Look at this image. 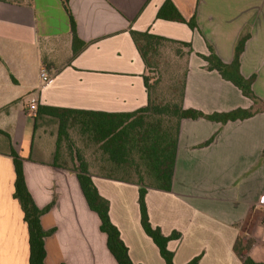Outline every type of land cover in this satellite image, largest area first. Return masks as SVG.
<instances>
[{
	"label": "crops",
	"instance_id": "obj_1",
	"mask_svg": "<svg viewBox=\"0 0 264 264\" xmlns=\"http://www.w3.org/2000/svg\"><path fill=\"white\" fill-rule=\"evenodd\" d=\"M165 1L185 21L193 18L195 26L159 18ZM67 4L76 35L86 42L74 56L60 0L0 1V130L22 159L25 186L34 204L49 205L39 217L43 229L53 228L44 238L43 263L116 264L98 229V218L81 193L75 159L66 151L72 136V149L87 164L98 194L108 201L109 220L131 262L164 264L140 226L137 185L107 177L118 173L102 166L109 163L106 155H92L90 134H82L77 122L92 113H128L146 105L145 69L130 30L190 45L191 52L184 57L183 108L203 114L236 108L253 112L224 123L204 117L179 120L170 189L146 187L150 225L162 235L179 234L166 242L173 264H185L197 255V264H242L233 249L236 240L249 242L245 254L264 263V210L258 204L264 196V0H67ZM244 34L238 70L243 78L252 77L254 104L215 70H206L200 57L209 53V46L221 62L229 63ZM41 71L48 77L45 82ZM38 105L65 109L58 114L67 136L61 134L57 150V118L43 114L34 121ZM13 181L11 159L0 150V264H28L27 230L12 197Z\"/></svg>",
	"mask_w": 264,
	"mask_h": 264
},
{
	"label": "trees",
	"instance_id": "obj_2",
	"mask_svg": "<svg viewBox=\"0 0 264 264\" xmlns=\"http://www.w3.org/2000/svg\"><path fill=\"white\" fill-rule=\"evenodd\" d=\"M0 1L19 3L28 2L30 0ZM60 2L68 16L71 34L70 48L71 54L74 56L86 46V42L80 40L76 35L74 21L68 8L67 0H60ZM157 16L168 20L185 22L189 28L195 26L193 18L185 21L175 12L174 9H172V6L168 1H165L158 9ZM129 35L145 70L151 65L149 57L152 56L158 46L163 42L178 44L180 46V49L176 50L178 55H184L185 57L186 54L191 52L188 43L153 35L147 31L138 32L130 30ZM246 36V34L241 35L236 41L233 49V57L229 63L221 62L209 46V53L207 55H200V57L206 62V70H215L222 79L229 81L237 87L241 94L250 99L254 104L257 102V99L250 89L252 77L243 78L238 70V57L243 49ZM185 71L186 66L182 73L180 90L177 97L178 101L175 103L166 102L160 105L152 104L150 100V87L144 72L142 80L147 94L145 106L128 113H92L93 115L89 118L77 121L78 126L83 128L81 133L85 134V132H88L90 134L86 135L90 138L92 148H94V150L91 151L92 155H95L96 152L106 155L109 162L107 164L114 169H127L128 167L136 166L141 167V170L135 171L137 178L135 180L118 177L115 174L107 175V177L134 182L137 185V203L140 226L143 232L157 247L158 253L163 259L164 264H173V253L166 248V242L178 238L179 234L172 231L168 235H162L157 227H152L150 225L146 212L144 195L146 187H152L164 191L170 189L179 120L182 118L204 117L209 120L224 123L228 120L249 117L253 113L249 109L236 108L226 112L203 114L193 109L183 108L181 100ZM58 111L65 112V109L38 105L36 106L34 115V121L37 120V117L43 114L57 118L56 150L58 148L60 137L62 135L63 137L67 136L64 132L65 123L61 119V114H58ZM146 114H150V116H147ZM164 117H167V119H165L167 122H171L170 126L164 125ZM34 127H36L35 123ZM0 134H2L7 140L6 154L11 159L14 171L12 197L18 202L22 212V219L26 225L28 244L27 263L44 264V238L52 233L53 228L43 229L40 225L39 217L48 209L49 205H46L43 208H38L34 204L32 197L25 186L22 172V159L12 148L7 133L0 130ZM210 140L206 141L205 144ZM65 147L66 151L69 153L70 159H75L76 166L74 167V170L76 171L78 185L88 208L92 210L98 218V229L105 235V246L107 250L116 264H133L128 257L126 246L119 237L117 228L109 220L108 201L98 194L88 174L87 164L76 150L73 151L72 149L73 153H71L70 144H65ZM261 157L264 160V146L261 151ZM102 166L105 168V163ZM146 179L149 183H146ZM248 246L249 242L243 244L241 240H236L233 245V249L240 258L242 264H264L252 260L245 254L244 251ZM199 258L200 256L197 255L185 264H197Z\"/></svg>",
	"mask_w": 264,
	"mask_h": 264
},
{
	"label": "rangeland",
	"instance_id": "obj_3",
	"mask_svg": "<svg viewBox=\"0 0 264 264\" xmlns=\"http://www.w3.org/2000/svg\"><path fill=\"white\" fill-rule=\"evenodd\" d=\"M21 1V0H12ZM23 1V0H22ZM180 49V46L175 43L163 42L155 52L150 56L151 65L145 70V75L149 85L150 100L152 104L160 105L163 103H175L178 101V93L180 90V82L182 78V73L184 71V55H178L176 50ZM24 100L26 96L22 97ZM150 116V114H146ZM164 117L163 123L165 126H170L171 122H167ZM38 133V132H37ZM38 135V134H36ZM71 136L66 144H70V151L72 153L73 142ZM0 150L6 152L7 141L6 138L0 134ZM108 166V167H107ZM105 168L108 171H112L118 177H125L132 180L136 178L137 170H141V167H128L127 169L112 168L107 165ZM111 170H110V169ZM115 170V171H113ZM127 170V171H126ZM146 183L149 181L146 179ZM259 251L256 250V253ZM258 256V255H255Z\"/></svg>",
	"mask_w": 264,
	"mask_h": 264
},
{
	"label": "built area",
	"instance_id": "obj_4",
	"mask_svg": "<svg viewBox=\"0 0 264 264\" xmlns=\"http://www.w3.org/2000/svg\"><path fill=\"white\" fill-rule=\"evenodd\" d=\"M40 78L45 82L47 81L48 77L46 75V73L44 71L40 72ZM28 107L30 109H34V105L33 104H29ZM258 204L261 206V208L264 210V196L261 197V199L259 200Z\"/></svg>",
	"mask_w": 264,
	"mask_h": 264
}]
</instances>
